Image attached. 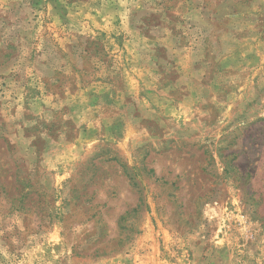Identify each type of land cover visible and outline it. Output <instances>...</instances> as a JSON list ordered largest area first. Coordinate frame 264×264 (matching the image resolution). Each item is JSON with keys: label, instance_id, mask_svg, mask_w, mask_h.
<instances>
[{"label": "rangeland", "instance_id": "obj_1", "mask_svg": "<svg viewBox=\"0 0 264 264\" xmlns=\"http://www.w3.org/2000/svg\"><path fill=\"white\" fill-rule=\"evenodd\" d=\"M0 264H264V0H0Z\"/></svg>", "mask_w": 264, "mask_h": 264}]
</instances>
